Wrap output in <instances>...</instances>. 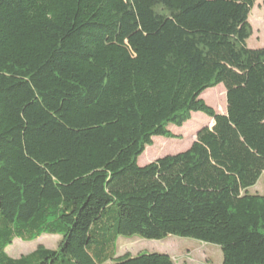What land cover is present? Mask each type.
Returning <instances> with one entry per match:
<instances>
[{
    "label": "trees",
    "instance_id": "obj_1",
    "mask_svg": "<svg viewBox=\"0 0 264 264\" xmlns=\"http://www.w3.org/2000/svg\"><path fill=\"white\" fill-rule=\"evenodd\" d=\"M257 1L0 0V264H174L117 258L133 236L264 264V194L250 192L264 175ZM220 85L225 114L202 99ZM195 113L210 120L187 151L139 166ZM43 235L63 240L6 252Z\"/></svg>",
    "mask_w": 264,
    "mask_h": 264
},
{
    "label": "rangeland",
    "instance_id": "obj_2",
    "mask_svg": "<svg viewBox=\"0 0 264 264\" xmlns=\"http://www.w3.org/2000/svg\"><path fill=\"white\" fill-rule=\"evenodd\" d=\"M249 21L253 28V35L247 42L248 48L257 50L264 47V5L258 0L250 15ZM202 99L206 104L219 113L227 111L226 89L223 85L206 91ZM210 119L202 113H195L182 128L173 127L171 131L181 137L154 139V145L148 147L139 159V166L144 167L158 159L170 155H177L187 151L196 141V133L208 125ZM251 194H264V175L260 182L250 190ZM63 237L59 235H43L32 242L16 239L6 250L14 259L28 255L38 248L57 250ZM167 254L172 257L174 264H222L223 254L218 246L204 244L192 239L168 237L161 241H150L133 237H120L117 242L116 257L129 254Z\"/></svg>",
    "mask_w": 264,
    "mask_h": 264
},
{
    "label": "crops",
    "instance_id": "obj_3",
    "mask_svg": "<svg viewBox=\"0 0 264 264\" xmlns=\"http://www.w3.org/2000/svg\"><path fill=\"white\" fill-rule=\"evenodd\" d=\"M221 114H225V113H221ZM210 125L212 124V122L209 123Z\"/></svg>",
    "mask_w": 264,
    "mask_h": 264
}]
</instances>
